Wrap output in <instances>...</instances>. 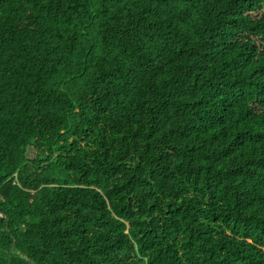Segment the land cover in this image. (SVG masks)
I'll list each match as a JSON object with an SVG mask.
<instances>
[{
    "label": "trees",
    "instance_id": "16d2710c",
    "mask_svg": "<svg viewBox=\"0 0 264 264\" xmlns=\"http://www.w3.org/2000/svg\"><path fill=\"white\" fill-rule=\"evenodd\" d=\"M0 264H264V0H0Z\"/></svg>",
    "mask_w": 264,
    "mask_h": 264
}]
</instances>
